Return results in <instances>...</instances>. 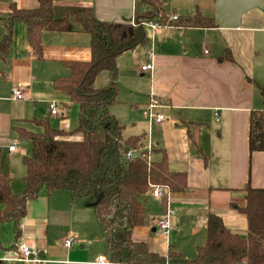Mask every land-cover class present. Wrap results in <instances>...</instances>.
I'll use <instances>...</instances> for the list:
<instances>
[{"label":"crops","instance_id":"crops-1","mask_svg":"<svg viewBox=\"0 0 264 264\" xmlns=\"http://www.w3.org/2000/svg\"><path fill=\"white\" fill-rule=\"evenodd\" d=\"M164 1V8L170 9L166 11L167 25L158 29L147 26L148 46L128 51L118 59L117 103L109 111L124 126L126 137L145 136L151 161H161L165 153L170 171L184 173L187 179L183 192L173 193L163 186L161 199L151 190L146 197L148 224L136 228L133 239L160 256L167 257L173 249L193 260L198 249L206 245L211 214L221 217L230 232L247 237V217L233 205L245 206L243 188L247 183L264 189V152L251 153L249 148L251 113L264 111V10H249L238 27H226L216 20L218 0ZM58 3L93 8L97 18L107 23H134L137 9L136 0ZM12 6L34 10L39 2L0 0V43ZM197 12L214 19L217 25L175 24ZM172 16L178 19L170 21ZM42 47L43 58L38 59L28 39L27 25L19 22L13 26L9 54L0 56V166L11 176L16 194L27 187L23 158L28 156L22 158L23 168L13 164L18 155L16 144L29 143L19 130L35 132L32 126L38 125L33 121L51 118L64 122L56 129L73 131L78 127L77 119L67 116V108L72 106L67 103V94L55 90L54 80L70 73L66 62H89L92 56L90 37L79 29L44 32ZM150 51L154 70L143 71L142 66L150 62ZM112 79L109 71H103L94 87L104 88ZM20 84L24 99H14L12 89ZM37 98L48 104L44 118L37 117L33 109L32 101ZM52 101L58 104L57 115H51ZM154 102V112L166 117L162 123L144 115ZM74 139H81V135ZM12 145H16L15 151L10 150ZM168 208L175 214L170 235L164 237L157 228ZM70 236L76 242L66 248L64 241ZM22 243L34 246L47 264H100L101 256L110 264L109 247L93 203L75 200L66 190L29 201L19 237L13 224L0 222V261L25 264L19 260Z\"/></svg>","mask_w":264,"mask_h":264},{"label":"trees","instance_id":"trees-1","mask_svg":"<svg viewBox=\"0 0 264 264\" xmlns=\"http://www.w3.org/2000/svg\"><path fill=\"white\" fill-rule=\"evenodd\" d=\"M34 10L12 6L7 31L0 43V56L10 51L13 26L27 25L28 39L36 58H43L44 32L81 30L90 37L91 60L66 62L69 74L54 80V88L67 94L79 108L78 127L73 131L56 129L49 119L33 121L40 133L19 130L32 145V154L23 158L26 189L16 194L12 178L0 166V222L11 223L15 235L27 215V204L41 194L70 191L75 200L90 201L109 247L110 264H264V189L247 183L246 204L234 206L248 220V236L230 232L223 219L211 214L207 242L195 259L171 249L167 257L149 250L133 239L134 230L148 224L147 195L153 185L173 192L187 188L184 173L172 172L165 153L159 162L150 160L146 138L125 136L124 126L110 113L119 91L118 59L124 53L148 46L147 24H165L168 16L164 0H136L134 23H107L99 20L93 8L61 5L58 0H38ZM193 27H214V19L201 13L175 22ZM109 71L111 83L94 87L97 76ZM81 135V139H74ZM251 153L264 152V111H252L249 132ZM132 152L133 156L128 157ZM137 154L138 156H134ZM0 264H6L0 261Z\"/></svg>","mask_w":264,"mask_h":264},{"label":"built area","instance_id":"built-area-1","mask_svg":"<svg viewBox=\"0 0 264 264\" xmlns=\"http://www.w3.org/2000/svg\"><path fill=\"white\" fill-rule=\"evenodd\" d=\"M178 19L177 16H172L170 21H176ZM167 24H160V23H150L147 26H150L153 29H158ZM148 58L150 60L149 63L142 66L143 71H152L154 70V56L153 53L150 51L148 53ZM12 96L14 99H24V86L23 85H15L12 89ZM156 103H152L149 105V109L144 112L145 116H148L151 119H154L157 123H162L166 120V117L163 114L155 113L154 109L156 108ZM50 109L51 115L59 114L58 104L55 101L50 102ZM16 145H12L10 147L11 151H15ZM133 156L132 152L128 153V157ZM152 194L156 199H161L165 195V187L159 185L152 186ZM175 211L168 208L163 218L160 220L158 225V232L164 236L169 237L171 229L173 228L172 217L174 216ZM76 242V238L74 236H70L64 241V246L66 248L72 247ZM20 257L19 260L24 262L25 264H47V261L42 259L39 256L38 250L31 245L26 243H22L19 247ZM100 264H109V262L104 257H99L98 259ZM247 264V263H242Z\"/></svg>","mask_w":264,"mask_h":264},{"label":"water","instance_id":"water-1","mask_svg":"<svg viewBox=\"0 0 264 264\" xmlns=\"http://www.w3.org/2000/svg\"><path fill=\"white\" fill-rule=\"evenodd\" d=\"M255 8L264 10V0H218L216 20L222 26L238 27L241 24L242 15Z\"/></svg>","mask_w":264,"mask_h":264},{"label":"rangeland","instance_id":"rangeland-1","mask_svg":"<svg viewBox=\"0 0 264 264\" xmlns=\"http://www.w3.org/2000/svg\"><path fill=\"white\" fill-rule=\"evenodd\" d=\"M165 8H166L165 11H167V12L170 10L168 8V6H166ZM65 97L67 99V103H69L70 106L72 105L70 108H67V116L70 117L71 120L77 119V121H78V113H79L78 106L74 105V104H70L71 103L69 101L70 98L67 95ZM35 101H37V102H35ZM35 101H32V105H34L33 109H34L35 113L37 114V117L44 118L45 116H47V114L49 112L48 104L46 102H44L42 98H39V100L37 98V99H35ZM50 122H51V126L54 128H60L62 126V124L64 123V122H61V118H51ZM32 129L35 132H42V129L38 126H32ZM13 135L15 137L14 139L17 140L15 134H13ZM2 144H5V143H2ZM16 145L18 147V155L16 156L15 159H13L14 163L13 162L12 163L23 168L22 158L24 156H28V157L31 156L32 145L30 142L28 143L27 146H22L21 144H16ZM3 150H4L3 151V157L6 158L7 157V156H5L6 151H5V149H3Z\"/></svg>","mask_w":264,"mask_h":264}]
</instances>
